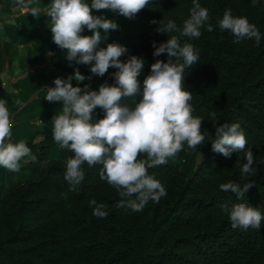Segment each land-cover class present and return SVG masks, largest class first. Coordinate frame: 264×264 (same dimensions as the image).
I'll use <instances>...</instances> for the list:
<instances>
[{
    "label": "trees",
    "instance_id": "16d2710c",
    "mask_svg": "<svg viewBox=\"0 0 264 264\" xmlns=\"http://www.w3.org/2000/svg\"><path fill=\"white\" fill-rule=\"evenodd\" d=\"M199 2L209 10L213 30L205 25L199 38L181 37V44L199 50L197 64L185 69L184 87L192 92L193 116L203 120L205 144L193 150L185 142L177 153L183 164L167 161L148 169L167 195L158 203L149 200L138 212L117 207L121 197L100 179L102 165L87 163L84 179L69 183L66 160L74 154L54 141L53 127L43 128L40 140L34 141L33 134L24 141L36 161H22L19 172L9 171L15 184L0 192V264H264V221L260 230L233 229L225 211V206L246 202L264 215V0L255 6L252 0ZM191 8L192 0H150L140 13L182 28ZM228 9L256 25L259 44L249 39L233 43V34L219 28L217 21ZM158 27L149 24L136 35V51L149 72L155 60L168 59L153 55L152 42L158 46L168 36H179L159 33ZM218 123L241 126L247 139L243 152L225 157L212 151ZM54 147L58 156H50ZM248 149L254 153L251 176L241 172ZM200 152L204 158L196 167ZM249 180L255 185L242 201L220 188ZM93 199L107 206L106 218L94 216Z\"/></svg>",
    "mask_w": 264,
    "mask_h": 264
},
{
    "label": "clouds",
    "instance_id": "9594fccd",
    "mask_svg": "<svg viewBox=\"0 0 264 264\" xmlns=\"http://www.w3.org/2000/svg\"><path fill=\"white\" fill-rule=\"evenodd\" d=\"M150 0H51L47 7H32L30 13L37 16L43 12L50 19L49 27L53 42L66 50L67 59L78 65L90 66V72L104 76L108 69L114 83L107 80L98 90L81 88L79 82L85 77L77 68L67 79L55 78V87H47L44 96L49 102H61L59 114L52 117L53 139L61 148L74 155L66 160L65 180L79 184L84 179L82 165H102L100 179L115 187L121 200L117 207H127L134 212L142 211L149 200L159 202L167 195L161 182L150 175L149 168L158 167L183 150L185 142L190 149L205 144V134L201 131L202 119L193 116L190 103L192 92L184 87V72L199 60V50L191 43L181 44V37L199 38L200 29L209 23V10L202 7L199 0H192L189 18L178 28L173 20L159 23L157 32H178L179 36H168L158 46L155 41L153 55L166 54L167 61L157 59L151 64L150 73L143 82L138 79L144 59L128 53L126 46L111 42L99 47L101 32L118 29L114 19L94 15L92 10H108L132 19ZM24 5V0H18ZM253 5L257 0H252ZM222 31L234 36L233 43L241 40H254L259 44L261 33L255 24L246 17L234 16L230 9L225 10L217 21ZM85 29L91 35H84ZM182 61V62H181ZM77 81L74 86L72 80ZM138 98V99H137ZM23 107L21 101L16 102ZM97 109L103 112L97 115ZM213 117L215 113L211 114ZM13 123L6 102L0 100V167L11 172H19L21 162L36 161L31 149L23 141L13 142ZM212 139V151L230 157L233 152H243L247 146L244 130L238 123H218ZM141 154L146 159H140ZM28 158V159H26ZM241 172L245 176L254 174V153L248 149ZM255 183L251 180L241 186L229 182L220 185L222 191H231L238 200H243L247 191ZM93 214L106 218L108 212L104 203L90 201ZM233 229L253 228L260 230L264 215L257 207L246 202L234 203L231 209L225 206Z\"/></svg>",
    "mask_w": 264,
    "mask_h": 264
},
{
    "label": "crops",
    "instance_id": "0c3cea01",
    "mask_svg": "<svg viewBox=\"0 0 264 264\" xmlns=\"http://www.w3.org/2000/svg\"><path fill=\"white\" fill-rule=\"evenodd\" d=\"M50 2L51 0H24V5H20L18 0H0V100L6 102L10 112L13 142H24L33 134L34 141H38L42 138L39 130L53 127L52 117L59 114L61 102H49L44 96L47 87H55V78L67 79L78 68L85 77H91L79 82L81 88L86 84L89 90H98L99 85L106 80L114 83L112 73L116 69L110 67L104 76H97L90 72V66L70 62L66 50L53 42L50 18L42 11L37 16L30 13L32 7L43 9ZM87 2L91 4V0ZM92 12L94 15L114 19L119 25L118 29L107 33L100 30L102 39L99 47L116 42L128 49L121 60H126L128 55L142 57L136 51V35L144 29L147 16L139 12L134 18L128 19L108 10L93 9ZM83 34L92 33L85 29ZM146 73L143 68L138 77L141 84ZM72 83L76 86L78 82L73 79ZM17 101H21L23 107L17 105ZM96 111L98 116L103 115L100 109ZM58 154L57 147L50 152V156ZM14 184L15 180L9 170L0 167V192Z\"/></svg>",
    "mask_w": 264,
    "mask_h": 264
},
{
    "label": "rangeland",
    "instance_id": "374dc122",
    "mask_svg": "<svg viewBox=\"0 0 264 264\" xmlns=\"http://www.w3.org/2000/svg\"><path fill=\"white\" fill-rule=\"evenodd\" d=\"M154 19V16L153 15H150V16H147V19H145V22H144V29L148 28V25L149 24H152L151 21ZM143 29V30H144ZM150 72L147 71L146 75L147 76ZM204 158V153L203 152H200L197 156H196V160H195V166L197 167L199 165V163L203 160ZM168 162H171L173 164H176V163H180V164H183L184 163V158L182 157H178L177 155L175 157H171L167 160ZM192 218V217H191ZM190 219V218H189ZM188 219V220H189ZM192 225L190 222L187 223V227ZM193 227V226H192ZM191 227V229H192Z\"/></svg>",
    "mask_w": 264,
    "mask_h": 264
}]
</instances>
